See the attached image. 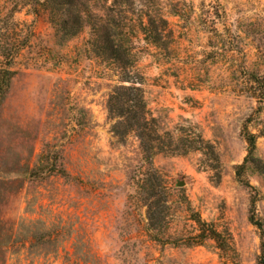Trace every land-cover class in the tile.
Segmentation results:
<instances>
[{"label":"rangeland","instance_id":"obj_1","mask_svg":"<svg viewBox=\"0 0 264 264\" xmlns=\"http://www.w3.org/2000/svg\"><path fill=\"white\" fill-rule=\"evenodd\" d=\"M146 11L166 19L165 45L144 40ZM117 19L153 144L113 134L120 78L87 27L59 45L42 0H0V65L13 55L16 71L0 103V264H259L249 216L254 195L264 228V166L244 160L250 133L264 163V0H131ZM151 200L165 213L157 229ZM194 217L222 249L195 242Z\"/></svg>","mask_w":264,"mask_h":264},{"label":"trees","instance_id":"obj_2","mask_svg":"<svg viewBox=\"0 0 264 264\" xmlns=\"http://www.w3.org/2000/svg\"><path fill=\"white\" fill-rule=\"evenodd\" d=\"M44 6H48L51 14L56 16L57 21L53 24L56 41L60 45L70 38L76 36L84 27L89 29L87 44L91 53L98 58L108 61L119 75V85L116 86L107 98V111L115 122L112 125V132L119 139L124 140L129 135H134L143 143L153 144L158 140V133L150 127L154 118L146 109V102L143 97L141 74L135 69L125 42L119 39V34L124 30L123 25L118 22L121 14L129 12L131 0H102V6L98 9L83 8L78 0H42ZM122 18V17H121ZM167 21L162 15L154 16L144 12L138 19V28L144 36V40L159 46L166 43L168 32L165 31ZM3 63L0 65V103L9 91L11 81L16 71L11 69L14 60L13 55L1 53ZM247 156L244 162H254L263 168L264 163L253 156L255 151L256 137L246 133ZM158 154L155 152L148 155L152 157ZM263 164V165H262ZM243 168V164L239 166ZM238 168V169H239ZM248 188L253 187L246 184ZM152 198V197H151ZM255 196L251 197V208L249 221L260 231L261 257L259 264H264V228L261 222L255 220L254 206ZM146 215L149 225L157 229L163 222L165 216L161 206L156 201L146 203ZM199 227V233L195 235V242L201 243L207 239L213 240L222 249L223 240L208 224L201 221L199 217L193 219Z\"/></svg>","mask_w":264,"mask_h":264},{"label":"water","instance_id":"obj_3","mask_svg":"<svg viewBox=\"0 0 264 264\" xmlns=\"http://www.w3.org/2000/svg\"><path fill=\"white\" fill-rule=\"evenodd\" d=\"M184 185V182L183 181H177L176 182V186L177 187H181V186H183Z\"/></svg>","mask_w":264,"mask_h":264}]
</instances>
